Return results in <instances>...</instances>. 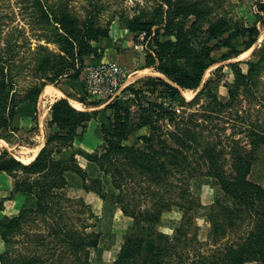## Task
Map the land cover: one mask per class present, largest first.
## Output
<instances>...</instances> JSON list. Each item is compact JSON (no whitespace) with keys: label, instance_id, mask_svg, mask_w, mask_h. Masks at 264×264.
Masks as SVG:
<instances>
[{"label":"trees","instance_id":"1","mask_svg":"<svg viewBox=\"0 0 264 264\" xmlns=\"http://www.w3.org/2000/svg\"><path fill=\"white\" fill-rule=\"evenodd\" d=\"M147 1L149 5H139L132 14L122 12L119 16L130 31L145 32L146 36L158 25L150 42L153 52L148 53V58L149 65L160 74L142 77V82L147 83L145 87L144 83L126 86L133 94L130 99L117 96L106 104L113 115L109 124L100 125L107 147L102 155L88 154L101 169L111 172L117 191L110 193L102 177H89L74 153L66 157L55 154L67 146L51 147L52 139L75 134L91 113L78 109L67 97L56 99L50 106L48 125L59 129L48 135L30 162L22 161L7 148L0 150V170L14 172L15 176L10 196L23 191L34 198L31 205L21 207L7 220L0 217V227H4L2 238L14 243L0 252V264H91V254L99 246L101 233L89 229L94 213L86 199L60 191L69 183V171L82 177L86 190L94 189L102 198L118 203L132 217L111 264H244L255 259L264 264V186L250 178L257 151L264 146V126L253 119L242 122L247 115L252 118L251 113L247 107H238L241 91L246 97L255 95L264 69V45L255 52L254 59L247 60V70L240 60L229 63L235 73L229 99L218 96L211 87V79L192 99L182 93V89H198L206 69L215 62L216 48L229 47L223 58L226 59L242 52L236 43L239 36L244 37L240 44L245 49L255 43L260 24H264V0L258 2L259 10L251 24L232 21L228 17L230 10L224 9V0ZM18 2L21 12H29L32 24L42 27L37 38L45 42H39L33 54L34 72H39L43 81L32 84L24 93L17 89L15 75L24 66L18 55V39L25 37L26 28L5 29L1 24L0 137H7V132L14 130L13 121L19 115L21 102L36 106L46 83L64 75L80 79L81 66L94 51L93 42L109 35L108 27L98 20L102 4L91 1L86 17L80 19L69 0ZM191 16L194 19L189 22ZM161 28L171 37L162 39ZM50 42L57 43L60 50L50 47ZM202 98L199 107L191 108ZM132 102L139 107L135 112ZM162 120L166 121L165 126L160 124ZM230 124L242 136L233 137L236 131H232V136L226 135ZM147 126L149 131L140 133L133 142L123 141L129 131ZM102 156L114 162L113 170L104 168ZM228 161L230 167L226 166ZM132 168L136 170L131 172ZM136 174L162 186L160 191L150 181L140 183V192L146 198L159 193L155 200L150 197L145 206L136 198L130 199L124 187L128 176ZM176 174L181 183L173 198L166 196V191L172 190L169 183ZM205 174L214 178L220 194L207 214L210 242L215 245L202 250L198 225H194V213L201 202L191 190L190 179ZM4 201L0 199V214ZM174 206L181 207L184 215L170 234L159 225L163 213ZM250 222L252 225L239 239L224 240ZM192 227L196 229L190 233Z\"/></svg>","mask_w":264,"mask_h":264},{"label":"rangeland","instance_id":"2","mask_svg":"<svg viewBox=\"0 0 264 264\" xmlns=\"http://www.w3.org/2000/svg\"><path fill=\"white\" fill-rule=\"evenodd\" d=\"M18 1L19 0H0V26L2 24L3 27H6L5 29L13 28L14 30L17 26H25L26 28L25 37H19V45L17 46V49L19 50L18 55L23 60L21 66H24L20 67L21 70L15 75L17 89L21 93H24L32 84L43 81L41 74L39 72H34L35 54L33 53L36 45L39 42H45V40L37 38V34L42 28L41 25L32 24L29 12L26 10L21 12ZM91 1L102 4L103 8L100 11L98 20L103 26L106 25L108 27L109 35L100 36L97 41L93 42L94 51L90 56L85 58V61L81 66L82 72L80 79H72L67 75L61 76L53 82H48L49 84L46 83L47 85H45L47 87L45 85L43 86L35 107H33L28 101H23L19 104V115L13 121L15 128L14 130H9L7 132V137H0V150L7 148L13 155L17 156L22 161L30 162L39 152L41 145L45 144L48 135L54 134V132L59 129L57 126L50 127L48 125L51 104L60 97H67L78 109L88 110L91 113L84 124L76 128L75 134L69 133L66 137L55 136L50 142V146H67V149L65 148L63 151L64 155L69 156L71 152L74 153L75 158L85 168L88 176L102 177L109 192L112 193L116 192L117 189L113 184L111 172H107L103 168L101 169L96 161L89 158L88 154H93V156L102 155L107 147L100 125L102 122L109 124L112 121L113 115L111 109L106 108V104L117 96H124L130 99L133 94L130 90L125 88L126 86L132 84L140 86L144 83L142 82V77L150 74L157 75L159 73L155 70L153 65H149L148 58V53L153 52L150 42L154 37L153 34L158 25L154 26L151 35L146 36L145 32L130 31L119 16L122 12L132 14L139 5L143 6L148 4L149 1L147 0H69L71 7L75 9V12L80 19L86 17L87 8L92 6ZM259 1L261 0H224V9L230 10L228 17L232 21L251 24L255 20L256 13L259 10ZM220 11L221 13H224V10L221 9ZM192 19H194V16L189 17L188 21L191 22ZM9 31L10 30L7 32ZM160 37L162 39H167L171 37V35L165 33V28H161ZM243 39V36L236 38V43L239 44L240 49H242V52L237 56L223 59L228 53L229 47L223 46L216 48L213 51L215 62L206 69L198 89H187L186 91H183L185 89H182L183 95L187 99H192L198 90L201 89L203 84L208 79H211V87L217 92L218 96L223 100L229 99V88L233 84L235 77L233 67H231L229 63L231 61L240 60L243 69L247 70V60L254 59L257 56V50L264 45V24H260V33L257 36L255 43L250 48L245 49L244 45L240 44ZM49 45L56 51L60 50L59 45L55 42H50ZM0 50H3V43L0 44ZM104 56H106V58ZM101 60H115L120 63L125 70L126 82L124 88L119 95H116L112 99L93 98L88 94L83 83L84 70L87 64ZM260 78L261 80L258 84L257 90L254 91V96L249 95L246 97V93L243 91L240 92V97L242 98L241 102L238 103V107H247L251 113L252 118L247 115V120L245 121L244 119H241L242 122L247 123L253 119L254 122L259 121L264 126V69L261 72ZM146 84L147 83H144L143 86ZM57 91H59V94L55 93ZM154 97L155 95L152 94L151 98ZM160 99L161 98L159 97L158 100ZM203 100L204 98H202L200 103L193 105L191 108L194 109L195 107H199ZM138 108L136 102H132L133 111L135 112ZM191 108L188 107V109ZM242 113L245 114V112ZM160 124L165 126L166 121L162 120L160 121ZM231 125L232 124L226 128V135L232 136V131H236L234 132L233 137L242 136L237 132L235 127L231 128ZM148 131V126L131 130L123 136V141L131 143L136 140L140 133ZM61 132L65 131L63 130ZM207 132L208 131H206V133ZM55 154L59 157L61 156L58 152ZM229 156L230 154L227 153L228 158ZM101 163L104 165V168H108L109 170L114 169V162L103 156L101 158ZM226 166L230 167V161L227 162ZM135 170L136 169L134 168L130 169L131 172H134ZM13 174L0 171V199L4 198V202H6L5 208L0 214V217L3 220H7L9 217L15 215L12 214L15 211L13 208L15 205L19 206L21 204V207H23L31 205L34 202L33 196L28 193H20L17 196H10V183L13 178L15 181V176ZM178 174L171 177L169 187L172 190L166 191V196L175 198L173 195L178 193V185L181 183ZM67 177L69 183L61 188L60 191L71 196H83L86 199L94 213L93 218L90 220L93 225L90 226L89 229L101 233L99 246L93 250L91 254V264H111L113 260L116 259L117 254L121 249L124 235L132 221V217L123 212L118 203L102 198L94 189L86 190L83 187L82 177L76 172L69 171ZM128 177L129 180L124 184V187L126 188V193H129L130 199L136 198L137 201L141 202V205L145 206L146 201L150 200V197H153L151 200H155V198L159 197V193H156L154 196L151 195L146 198L144 193L140 192L141 184L143 183V180H146L147 182L150 181L155 185V189L160 191L162 189L161 185L155 184L151 179H147L140 174L133 176L130 175ZM250 178L264 186V146H261L257 151V159L254 162ZM88 181V183L92 185L91 180ZM142 185H144V183ZM190 186L192 192L199 196L201 202V205L194 213V225L197 223L199 231L198 237L203 241L201 249L206 250L215 245L210 242L209 230L211 228V223L207 214L210 205L220 193L214 182V178L206 174L196 175L191 178ZM9 197L14 199L16 204H11L13 201L10 202L9 200H6V198ZM21 207H19V209ZM183 215V209L179 206H174L172 209L166 210L163 213L159 227L163 231L172 234L180 224ZM251 225L252 222L242 224L241 228L232 231L228 237L224 238V240L228 239L229 241H232L239 239V236L248 229V226ZM2 229H4V227H0V252L14 245V243H9L2 238ZM194 229L196 228L192 227L190 233H192ZM244 264L263 263L260 260L255 259L248 260Z\"/></svg>","mask_w":264,"mask_h":264},{"label":"built area","instance_id":"3","mask_svg":"<svg viewBox=\"0 0 264 264\" xmlns=\"http://www.w3.org/2000/svg\"><path fill=\"white\" fill-rule=\"evenodd\" d=\"M83 80L88 94L93 98L112 99L124 88L125 70L115 60H101L87 64Z\"/></svg>","mask_w":264,"mask_h":264},{"label":"crops","instance_id":"4","mask_svg":"<svg viewBox=\"0 0 264 264\" xmlns=\"http://www.w3.org/2000/svg\"><path fill=\"white\" fill-rule=\"evenodd\" d=\"M104 57L106 58V56H104ZM158 72H159V71H158ZM159 73H160V72H159ZM159 73H158V74H159ZM79 101H80V100H79ZM80 102H81V101H80ZM43 145H44V144H43ZM43 145H41V147H42ZM41 147H40V148H41ZM65 148H66V147H64L63 150H62L61 152H59V155L64 156V157L67 156V155H64V153H63V151H64ZM66 149H67V148H66ZM0 171H1V172H6V171H3V170H0ZM13 182L15 183L14 178L11 180V183H10V188H9V189H11V190L13 189V185H14ZM11 190H10V192H11ZM20 193H25V192H23V191H19V192L14 193V195L17 196V195L20 194ZM5 195H6V194H5ZM14 195H13V196H14ZM6 200H9L10 202L13 201L11 204H16V203H15V200L12 199V198H10V197H9V198H6ZM5 203H6V202H5ZM21 206H22L21 204H20L19 206H16V205H15V206L13 207L15 211H14L12 214H16V213L18 212V210H19V207H21ZM3 210H4V209H3Z\"/></svg>","mask_w":264,"mask_h":264},{"label":"bare ground","instance_id":"5","mask_svg":"<svg viewBox=\"0 0 264 264\" xmlns=\"http://www.w3.org/2000/svg\"><path fill=\"white\" fill-rule=\"evenodd\" d=\"M47 87V86H46ZM50 88V87H49ZM49 91H51V90H49ZM56 94H59V91H57V92H55ZM53 94V93H52ZM30 157V156H29ZM27 159V158H26ZM29 159V158H28ZM30 160V159H29ZM27 161V160H26Z\"/></svg>","mask_w":264,"mask_h":264}]
</instances>
